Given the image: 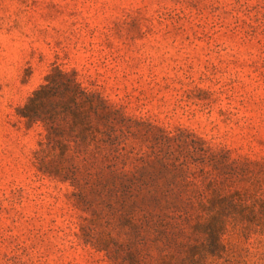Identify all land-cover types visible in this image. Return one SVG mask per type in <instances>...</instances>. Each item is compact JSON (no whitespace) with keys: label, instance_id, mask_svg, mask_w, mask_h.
<instances>
[{"label":"rangeland","instance_id":"1","mask_svg":"<svg viewBox=\"0 0 264 264\" xmlns=\"http://www.w3.org/2000/svg\"><path fill=\"white\" fill-rule=\"evenodd\" d=\"M54 67L130 117L264 159V0H0V264H111L18 114Z\"/></svg>","mask_w":264,"mask_h":264},{"label":"trees","instance_id":"2","mask_svg":"<svg viewBox=\"0 0 264 264\" xmlns=\"http://www.w3.org/2000/svg\"><path fill=\"white\" fill-rule=\"evenodd\" d=\"M18 114L43 128L38 173L71 189L81 239L111 264L264 257L251 243L264 235V159L130 117L60 67Z\"/></svg>","mask_w":264,"mask_h":264}]
</instances>
